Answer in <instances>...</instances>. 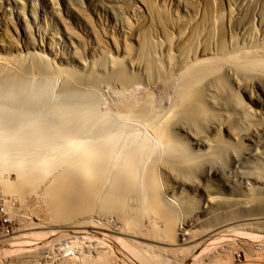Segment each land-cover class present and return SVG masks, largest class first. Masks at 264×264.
<instances>
[{
  "label": "bare ground",
  "instance_id": "obj_1",
  "mask_svg": "<svg viewBox=\"0 0 264 264\" xmlns=\"http://www.w3.org/2000/svg\"><path fill=\"white\" fill-rule=\"evenodd\" d=\"M145 7L175 32L144 30L123 45L112 33L79 60L82 70L35 51L33 34L21 46L2 31V47L27 49L0 53L5 91L44 72L69 90L106 84L115 93L55 100L15 121L0 100V194L44 213L6 240L46 236L44 264H214L221 239L264 225V11L243 20L229 7L226 26L225 10L212 17L193 5L182 17Z\"/></svg>",
  "mask_w": 264,
  "mask_h": 264
},
{
  "label": "rangeland",
  "instance_id": "obj_2",
  "mask_svg": "<svg viewBox=\"0 0 264 264\" xmlns=\"http://www.w3.org/2000/svg\"><path fill=\"white\" fill-rule=\"evenodd\" d=\"M110 1L117 5L118 17H114L115 8ZM110 1L0 0V37L2 38L0 39L1 41L3 40L2 42L0 41V53L10 55L16 53V51L26 52L27 50L23 47L18 50L2 47V45L4 46L5 43H8L6 34L2 32L7 26L9 33L21 46L33 42V39L28 38L30 34H33L35 37L34 42L39 45V47L35 48V51L43 53V50H45L44 53L53 59L57 66L82 70L79 60L88 61L91 57V52L104 50L105 44L108 41L111 42L112 33L115 35L114 37L120 40V45H123L124 42H134L135 34L144 30H150L156 36L160 35L161 37L166 32H175L171 28V22L165 20V14H157L156 17V15L146 9L145 4L150 3L156 10L163 12L168 10L172 13L171 15H176L177 13V15L182 17H187L190 14L187 10L193 5L196 10L203 9L207 11V15L212 17H218L220 12L224 10L226 16L229 7H231L236 16L241 17L243 20L250 19V17L258 18L260 12L263 13L264 11V0H141L144 5L139 0ZM220 5L225 9H222ZM227 17L228 15L223 20L226 26ZM121 28L122 30L120 31ZM24 29L27 30L28 34L24 33ZM123 30L127 34H124ZM124 35L127 38H124ZM111 50L114 55L122 56L121 51H115L114 48H111ZM57 77L50 76L49 73L44 74V72L34 74L27 72L26 74L24 73L22 78H19L20 80L18 79V83L11 82V89L7 91L0 85V95L2 94L0 100H8L7 103L11 106L12 110H10L14 114V121L17 117L20 118L23 110L29 111V114H32L31 116H37V113L40 116V110L42 111L45 107L50 106L55 100L61 102L60 100L71 99L70 101H72L73 99V102L78 103L93 95L105 96L103 99L108 97L107 100L115 96V93H112L114 89L106 84L98 86L100 88L96 87L94 91L87 84H78L76 87L74 86L75 89L69 90L66 87L63 88V78ZM247 85H249L247 88L251 92L255 90L256 83L250 81ZM14 86L18 87L15 88ZM247 88L246 90H248ZM151 89L154 90V93H158L157 87H151ZM249 90L248 92H250ZM243 98L248 101L246 96H243ZM126 129L128 128L126 127ZM176 192L181 197L187 196L180 190ZM3 199L5 198L0 194V202L4 203L14 223L13 234L20 235L27 231H33L35 223L39 219L37 215L41 214L40 217H42L44 213L30 205L29 200L21 202L17 200L4 201ZM6 199H9V197L7 196ZM212 224L214 223H206L203 227L209 228ZM262 225L257 224L239 229L234 235H227L221 239L215 245L217 247L216 250L214 249L218 253L214 252L210 255H213L211 257L212 261H214L213 263L215 264L219 260L216 264H264V239L262 238L264 237V225ZM199 228L200 226L192 227V229ZM44 231L49 230L45 229ZM24 239L27 240L22 238L20 241H24ZM30 240L28 243L18 242L14 245L12 241H5V239L0 238V264H44L43 260L51 256V254L47 255V252L52 249V246L47 245L46 249L45 245L47 242L41 245L40 243L49 241L48 238L44 236ZM246 242L248 245L250 244L249 249ZM254 250L258 252L257 255ZM206 253L209 254L211 252L206 251Z\"/></svg>",
  "mask_w": 264,
  "mask_h": 264
},
{
  "label": "built area",
  "instance_id": "obj_3",
  "mask_svg": "<svg viewBox=\"0 0 264 264\" xmlns=\"http://www.w3.org/2000/svg\"><path fill=\"white\" fill-rule=\"evenodd\" d=\"M14 232V223L7 213L4 203L0 202V238L7 239Z\"/></svg>",
  "mask_w": 264,
  "mask_h": 264
}]
</instances>
